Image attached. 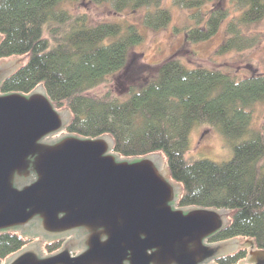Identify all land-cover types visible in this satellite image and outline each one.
Here are the masks:
<instances>
[{"label":"trees","instance_id":"1","mask_svg":"<svg viewBox=\"0 0 264 264\" xmlns=\"http://www.w3.org/2000/svg\"><path fill=\"white\" fill-rule=\"evenodd\" d=\"M108 0H0V59L27 57L0 83V94H29L44 88L56 109H66L71 120L64 132L81 138L110 136L113 153L122 158L160 154L172 180L182 192L176 207L227 209L229 224L211 241L252 240L264 250V129H252V109L264 102V75L236 81L216 69L188 68L169 57L155 76L125 97L91 95L109 75L123 69L130 50L142 41L136 25L90 22L67 6ZM214 0H174L187 10H200ZM113 10H145L142 24L158 30L170 21L163 0H110ZM240 14L226 28L220 52L238 49L244 40L241 26L264 17V0H231ZM228 13L212 12L202 28H189L186 40L211 39ZM195 125H206L234 144L226 163L186 157L188 135ZM29 243L17 231L0 232V262ZM60 243L45 244L47 253ZM246 251L219 258L216 264H235Z\"/></svg>","mask_w":264,"mask_h":264},{"label":"water","instance_id":"2","mask_svg":"<svg viewBox=\"0 0 264 264\" xmlns=\"http://www.w3.org/2000/svg\"><path fill=\"white\" fill-rule=\"evenodd\" d=\"M20 61L0 64V83ZM70 120L41 85L0 94V232H77L83 249L45 255L32 243L0 264H207L236 248L234 239L206 243L229 210L176 207L182 189L163 156L122 158L110 136L63 134ZM247 244L246 263L264 264V250Z\"/></svg>","mask_w":264,"mask_h":264},{"label":"rangeland","instance_id":"3","mask_svg":"<svg viewBox=\"0 0 264 264\" xmlns=\"http://www.w3.org/2000/svg\"><path fill=\"white\" fill-rule=\"evenodd\" d=\"M162 5L170 12L171 21L166 27L158 30L143 26L145 10L123 11L118 14L113 10L110 0L100 5L84 1L67 6L72 12L85 14L94 24L118 23L123 28L129 24L136 25L143 36L142 41L130 50L125 67L109 75L104 83L90 92L91 95L102 96L109 93L123 98L131 88H139L153 78L157 66L169 57L177 58L188 68L219 70L236 81L252 75H264V17L256 23L241 26L238 32L241 40L245 42L242 46L220 52L222 44L228 38L227 26L240 14V10L231 3V0H214L197 11L187 10L175 4L174 0H163ZM215 11L228 13L217 33L205 42L187 41L186 31L189 28L204 27L207 17ZM16 60H21L20 67L26 62L27 57L0 59V64ZM252 129H264V102L257 103L252 109ZM235 143L237 142L228 140L209 126L195 125L188 135L189 149L186 157L208 160L216 164L226 163L233 157ZM262 164L264 166V159ZM28 241L29 244L33 241L39 242L36 239ZM44 245L43 243L39 245L43 254L46 253Z\"/></svg>","mask_w":264,"mask_h":264},{"label":"flooded vegetation","instance_id":"4","mask_svg":"<svg viewBox=\"0 0 264 264\" xmlns=\"http://www.w3.org/2000/svg\"><path fill=\"white\" fill-rule=\"evenodd\" d=\"M23 236L26 239H28V240H31V239L32 240H35V239L39 240V242H37V243H39V245L41 243H43V244H48V243H52V242L60 243V246L58 247V249H56L54 252H51V253H47L46 252L45 255H50V254L55 253L56 251L61 249L64 244L69 246L70 254H71L72 257H74L75 255H77L78 253L83 251V249L81 248L80 244L77 243V241L79 240V234L77 232L69 233L67 235H63V236H59V237H55V238H46L44 236H37V235L32 234V233H30V235L24 234ZM212 238L213 237L208 239L206 241V243L207 244H211V243L222 242V241H211ZM232 239H234L237 242L236 248L234 250H231L230 252H228V253L216 258V259H213L212 261L208 262L207 264H216V261L219 258H222V257H225V256H229V255H234V254H236V253H238L240 251H246V253H248V251H249V247H248V244H247L248 239L246 240V238H240V237L232 238ZM228 240H230V239H228ZM223 241H226V240H223ZM32 243H34V241L30 242V244H32ZM247 257H248V255L246 254L245 258L238 259L235 264H247L246 263Z\"/></svg>","mask_w":264,"mask_h":264}]
</instances>
